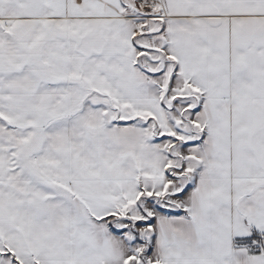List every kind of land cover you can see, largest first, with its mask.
<instances>
[{
	"label": "snow or ice",
	"instance_id": "1",
	"mask_svg": "<svg viewBox=\"0 0 264 264\" xmlns=\"http://www.w3.org/2000/svg\"><path fill=\"white\" fill-rule=\"evenodd\" d=\"M0 264H264V0H0Z\"/></svg>",
	"mask_w": 264,
	"mask_h": 264
}]
</instances>
